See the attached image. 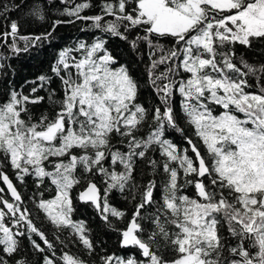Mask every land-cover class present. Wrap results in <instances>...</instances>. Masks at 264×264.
<instances>
[{"label": "snow or ice", "instance_id": "6c2138e0", "mask_svg": "<svg viewBox=\"0 0 264 264\" xmlns=\"http://www.w3.org/2000/svg\"><path fill=\"white\" fill-rule=\"evenodd\" d=\"M91 7V0H84L64 8L65 15L90 21L102 35L58 53L52 72L63 94L57 100L51 90L50 112L33 117L29 105L45 97L15 90L0 102V162L21 183L34 178L37 193L30 199L36 209L56 233L67 231L73 237L68 243L91 253L95 244L85 222L72 218L73 192L80 188L76 198L91 203L104 221L123 219L126 212L109 204V193L123 192L136 161L155 148L162 160L148 163L166 176L160 200L156 181L149 180L121 233V246L136 247L143 259L113 254L102 256L103 264H264V64L257 67L243 55L237 60L238 49L250 50L264 41V0H102L100 14L81 15ZM31 15L43 20V7L34 4ZM71 22L56 20L51 27L54 31ZM20 29L12 20L0 32V42L16 53L52 35H20ZM103 34L127 42L133 51L141 45L147 49L146 74L159 98L151 110L139 102V81L108 50ZM163 40H171V46ZM17 41H24V47ZM250 76L256 77L258 91L247 90ZM176 93L210 160L177 123ZM149 119V133L140 137ZM169 128L189 147L181 149L167 139ZM115 137L126 144L125 151L112 144ZM118 166L123 170L117 171ZM4 167L0 181L10 199L0 187V264L21 253L23 239L42 255V264H86L69 251L57 258L55 243L34 223ZM81 169L86 175H78ZM96 176L103 178V191L89 179ZM186 186L194 188L195 196L184 193ZM45 191L54 195L46 198ZM152 205L158 206L147 218V233L141 220ZM56 240L67 247L59 235ZM15 264L28 261L21 258Z\"/></svg>", "mask_w": 264, "mask_h": 264}, {"label": "trees", "instance_id": "16d2710c", "mask_svg": "<svg viewBox=\"0 0 264 264\" xmlns=\"http://www.w3.org/2000/svg\"><path fill=\"white\" fill-rule=\"evenodd\" d=\"M81 2H84V0H0V32L8 30V23L12 20H16L20 24V35H39L52 31V35L49 39L29 47L27 52L16 53L5 43L0 42V102L6 101L9 98V93L15 90L24 95H39L45 97V100L40 104L29 105V111L33 117H39L42 114L50 112L53 105L47 97L51 90L54 89L56 91L54 99L59 100L63 94L61 81L52 72V67L57 61L58 53L65 48L75 47L79 41L91 43L93 39L99 38L102 35L100 30L91 27L90 21L77 20L75 17L65 15L64 8L74 7L75 4ZM101 2L102 0H91L92 7L84 10L81 15L91 16L100 14L99 5ZM36 3H39L43 7V20H39L31 15V9ZM56 20L72 22L62 23L53 31L51 26ZM103 35L107 40L106 47L108 50L121 64L128 65L131 74L139 81V102L151 110L159 104V98L150 85L146 74L147 49L141 45L140 51H133L130 49L127 42L117 37L108 36L107 34ZM17 43L20 48L24 47V41H17ZM162 43L170 47L172 41L163 40ZM241 55H243L249 63L257 67L264 64V41L257 42L250 50L244 48L238 49L237 60L240 59ZM160 70H163V66H161ZM41 75L49 79L41 82L38 80V77ZM248 79L252 87L247 90L258 91L259 85L256 82V77L250 76ZM41 84H43V87L40 86ZM33 87L38 89L35 94L31 92ZM180 100L181 97L179 93H176L173 97V107L177 123L184 129V135L193 138L194 142L200 148L201 153L205 156V159L210 160L204 146L195 138L192 127L184 118ZM152 123L151 119H149L148 122L141 127L138 135L146 138L150 130L149 126ZM166 138L176 143L181 149L189 147L183 136L171 128L167 130ZM112 144L119 147L121 151L126 150V144H120L118 137L113 138ZM188 154L190 156L193 155L191 151H189ZM150 159H156L157 161L162 160L157 149L154 148L150 151L145 159L136 161L133 179L123 192L116 189L109 193V204L118 210L126 212V216L123 219L110 217L109 222L104 221L100 217L98 211L89 203H82L76 198L77 190H80V188H77L73 192L75 211L72 218L76 221L85 222L88 235L95 244V250L91 253L85 250L79 243H68L73 237H70L67 231L59 234L56 233L54 226L36 209L34 202L30 199L37 193V189L33 183L34 178L27 177L25 182L21 183L16 179L13 169L4 167L2 162H0V167H4V171L13 180L21 193L24 200V207L29 209L34 223L46 233L49 240L55 243L58 249L57 258L60 256L61 251H69L71 254L78 255L85 260L86 264H103L101 257L105 255L114 254L124 259L135 256L137 259H142L136 247L125 249L120 245V240L122 230L131 219L136 204L140 202V193L149 180L156 181L157 187L155 189V197L158 201L160 200L166 176L162 169L154 170L151 165H149L148 161ZM105 167H109L108 162L105 163ZM121 170H123L122 166H118L117 171ZM78 175L83 176L86 174H84L81 169ZM101 178L100 176L94 178L89 177V179H95L98 185L100 184L99 182H101ZM0 187H3L1 181ZM183 191L190 197L195 196V191L192 186H186ZM2 195L6 197V191ZM51 195H54V192L50 193L45 191L46 198ZM133 197H135V199H133ZM157 206L158 205H152L143 211L141 223L145 227L147 233L151 232V228L148 227L149 221L147 218L155 212ZM224 234L227 235L226 225ZM57 235L60 236V240L67 243V247H64L63 244H60L59 241L56 240ZM233 243H235V241H233ZM228 256L229 254L225 251L224 257L227 258ZM21 258L26 259L28 264H42V255L32 249L27 239H23L22 241L21 253L11 258L9 264H15V260Z\"/></svg>", "mask_w": 264, "mask_h": 264}, {"label": "flooded vegetation", "instance_id": "af4514ba", "mask_svg": "<svg viewBox=\"0 0 264 264\" xmlns=\"http://www.w3.org/2000/svg\"><path fill=\"white\" fill-rule=\"evenodd\" d=\"M96 183H97V181H95ZM100 184L98 185V183H97V185H98V187H100L101 188V190L103 191V189H104V181H103V178H101V182H99ZM101 185V186H100ZM80 190H78V192H79ZM78 192H77V195H78ZM6 199H9V197H8V194H7V192H6V197H5ZM90 204V203H89ZM94 209H96L92 204H90ZM133 248V247H132ZM139 251V250H138ZM140 253V252H139Z\"/></svg>", "mask_w": 264, "mask_h": 264}, {"label": "water", "instance_id": "95a60500", "mask_svg": "<svg viewBox=\"0 0 264 264\" xmlns=\"http://www.w3.org/2000/svg\"><path fill=\"white\" fill-rule=\"evenodd\" d=\"M8 175V174H7ZM10 178V177H9ZM11 179V178H10ZM1 183H2V181H1ZM14 183V182H13ZM2 185H3V187L5 188V191L7 192V189H6V185H4L3 183H2ZM19 191V190H18ZM7 194H8V197H9V199H10V193H8L7 192ZM91 204V203H90ZM121 241H122V235H121V240H120V245H121ZM132 247H134V246H128V247H123V248H125V249H128V248H132ZM142 259H143V257H141Z\"/></svg>", "mask_w": 264, "mask_h": 264}, {"label": "rangeland", "instance_id": "374dc122", "mask_svg": "<svg viewBox=\"0 0 264 264\" xmlns=\"http://www.w3.org/2000/svg\"><path fill=\"white\" fill-rule=\"evenodd\" d=\"M104 187H105V184H104ZM77 192H78V190H77Z\"/></svg>", "mask_w": 264, "mask_h": 264}]
</instances>
